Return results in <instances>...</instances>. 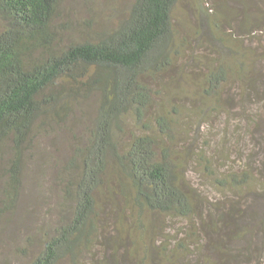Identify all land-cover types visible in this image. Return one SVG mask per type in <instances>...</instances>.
<instances>
[{
  "label": "trees",
  "instance_id": "trees-1",
  "mask_svg": "<svg viewBox=\"0 0 264 264\" xmlns=\"http://www.w3.org/2000/svg\"><path fill=\"white\" fill-rule=\"evenodd\" d=\"M65 2L0 0V164L7 169L9 210L22 200L51 113L62 130L90 119L86 136L73 135L80 143L61 168V200L47 204L54 220L33 231L18 264H254L253 252H264V177L222 168L230 157L194 146L200 129L193 122L191 136L176 118H148L152 81L170 74L174 55L192 43H177L179 0H134L116 28L91 39L72 36L57 22ZM233 2L230 21L241 22V46L234 27L223 32L203 23L196 42L215 60L201 78L185 76L203 95L204 112L231 115L233 102L223 110V101L226 86L237 83L264 103L257 73L264 0ZM203 7L211 9L207 0ZM246 37L257 45L246 47ZM92 96L94 118H65ZM257 119L239 121L252 126ZM187 168L213 180L215 200L194 185Z\"/></svg>",
  "mask_w": 264,
  "mask_h": 264
},
{
  "label": "rangeland",
  "instance_id": "rangeland-1",
  "mask_svg": "<svg viewBox=\"0 0 264 264\" xmlns=\"http://www.w3.org/2000/svg\"><path fill=\"white\" fill-rule=\"evenodd\" d=\"M133 2L134 0H66L58 14L57 22L69 26L72 36L87 39L99 37L102 33L116 28L127 17ZM204 2L205 0H179L174 9L177 43L181 44L184 40L192 43L184 50L182 56L174 55L175 62L170 74H165L159 81H152L155 102L148 118L159 116L176 118L183 131L189 135L191 134L188 132V122H193L194 126L200 129L199 136L193 129L192 133L198 138L193 141L194 146L204 147L205 152L209 151V155L214 154L225 159L230 157V163L220 165L222 168L228 167L231 172L249 171L252 176L263 178L264 103H259L255 97V90H246L238 83L237 86H226V90H231L230 94L224 98L225 108L222 109L229 108V100L233 102V106L229 109L232 110V114L227 115L222 110L214 113L210 109L204 112L201 108L206 106V102L203 103V95L195 86L187 83L185 78L188 73L192 72H197L196 74L201 78L215 60L214 55L196 42L197 31L201 29L203 23L213 29L216 25H220L223 32H230L231 27H234L236 36H241V22L239 20L230 21L231 13L235 8L233 0H207V6L211 7L210 10L204 9ZM65 32H69L68 28ZM261 35L264 45V33L259 34V37ZM241 37L237 41L238 47L242 44ZM256 45L255 41L251 43L247 37L245 38L246 47ZM249 48L248 51H250ZM257 57L261 58L258 62L257 73L259 77L264 78V49L257 54ZM95 115L96 98L92 96L88 98L83 107L75 110L73 116L69 113V117L65 118H94ZM246 115L248 118H258L255 121L257 125L244 126L239 118L246 117ZM57 118L54 112L51 113L47 121L48 125H44L39 131L37 148L34 152L35 162L32 163L27 173L25 192L22 200L18 205L15 204L12 210L7 208L10 205H6L4 199L8 178L7 169L1 161L0 264L23 262L26 255L22 250L26 248L29 237L33 236V231L41 224H51L54 220L47 218L50 211V205L47 204L54 205L63 196L62 184L59 182L61 168L68 163L72 145L80 143L78 139L74 142L73 135L86 136L85 132L90 127V119H87L86 121L81 120L78 126L68 123L64 127L65 130H62L55 123ZM261 120L263 123L260 125ZM131 126L133 128V125ZM47 128L53 129L54 133H45ZM9 154V151L3 152L2 159H6ZM188 177L195 186L202 188L212 201L219 195L213 187V180L197 170L189 169ZM154 220L157 223L161 222L158 216H155ZM33 241L36 243V240ZM257 242L258 246H261L260 242ZM30 250H33V247ZM30 250L26 252L27 255ZM263 253L260 249L253 252L252 263L259 264Z\"/></svg>",
  "mask_w": 264,
  "mask_h": 264
}]
</instances>
